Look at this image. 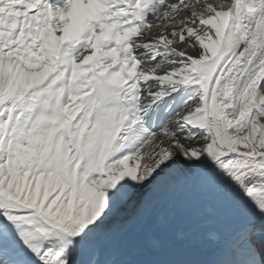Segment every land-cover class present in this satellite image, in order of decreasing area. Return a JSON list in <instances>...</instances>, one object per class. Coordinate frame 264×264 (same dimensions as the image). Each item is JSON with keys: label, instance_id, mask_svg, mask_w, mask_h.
<instances>
[{"label": "snow or ice", "instance_id": "6c2138e0", "mask_svg": "<svg viewBox=\"0 0 264 264\" xmlns=\"http://www.w3.org/2000/svg\"><path fill=\"white\" fill-rule=\"evenodd\" d=\"M163 186L264 264V0H0V264H113Z\"/></svg>", "mask_w": 264, "mask_h": 264}, {"label": "bare ground", "instance_id": "6f19581e", "mask_svg": "<svg viewBox=\"0 0 264 264\" xmlns=\"http://www.w3.org/2000/svg\"><path fill=\"white\" fill-rule=\"evenodd\" d=\"M211 205L198 192L178 186L161 187L142 210L125 211L103 241L113 264H190L211 257L212 236H223L224 225L209 226Z\"/></svg>", "mask_w": 264, "mask_h": 264}, {"label": "rangeland", "instance_id": "374dc122", "mask_svg": "<svg viewBox=\"0 0 264 264\" xmlns=\"http://www.w3.org/2000/svg\"><path fill=\"white\" fill-rule=\"evenodd\" d=\"M111 231L103 238V241L110 235Z\"/></svg>", "mask_w": 264, "mask_h": 264}]
</instances>
